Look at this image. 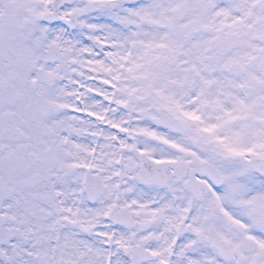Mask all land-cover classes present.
<instances>
[{
    "label": "snow or ice",
    "instance_id": "6c2138e0",
    "mask_svg": "<svg viewBox=\"0 0 264 264\" xmlns=\"http://www.w3.org/2000/svg\"><path fill=\"white\" fill-rule=\"evenodd\" d=\"M0 264H264V0H0Z\"/></svg>",
    "mask_w": 264,
    "mask_h": 264
}]
</instances>
